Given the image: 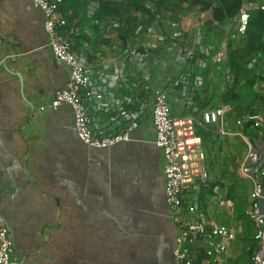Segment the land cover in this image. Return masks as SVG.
<instances>
[{
	"label": "crops",
	"instance_id": "crops-1",
	"mask_svg": "<svg viewBox=\"0 0 264 264\" xmlns=\"http://www.w3.org/2000/svg\"><path fill=\"white\" fill-rule=\"evenodd\" d=\"M108 1L120 9L129 5V0ZM101 2L75 0L72 7L81 17L86 10L88 21L76 18L62 30L81 55L93 90L102 94L85 98L91 127L100 135L117 134L138 122L129 141L109 148L84 144L70 106H51L70 69L48 44L42 11L30 0H0V211L13 240L12 259L20 264H173L176 227L165 203L164 157L154 143L157 86L168 90L174 115L202 119L207 110L231 106L217 122L201 127L210 179L186 186L183 203L189 218L224 223L236 235L241 222V245L250 246L255 229L246 209L253 200L252 177L264 169V161L250 155L264 149V50L247 65L245 94L237 106L225 97L234 83L227 57L245 42L242 34L231 37L235 18L215 21L216 33L207 28L212 9L201 14L154 6L151 18L144 8L130 16L90 20ZM262 4L244 0L242 12L253 14ZM205 36L224 40L209 53ZM246 114L252 119L238 124ZM258 117L263 120L256 127ZM259 177L264 184V174ZM239 181L248 190L247 221L238 215ZM213 182V194L203 200L202 188ZM236 240L238 235L217 264H251L250 253L239 251Z\"/></svg>",
	"mask_w": 264,
	"mask_h": 264
},
{
	"label": "built area",
	"instance_id": "built-area-1",
	"mask_svg": "<svg viewBox=\"0 0 264 264\" xmlns=\"http://www.w3.org/2000/svg\"><path fill=\"white\" fill-rule=\"evenodd\" d=\"M34 8L40 9L44 16V27L48 35V44L56 59L70 69V77L64 88L55 91L51 106L56 108L66 104L74 115V124L78 138L86 145L97 148H109L115 144L129 141L132 132L138 125L133 122L122 133L100 135L90 125V112L85 98H101L102 94L92 88L91 78L79 55L73 48L72 41L64 35L62 28L66 19L59 15L56 0H30ZM147 9H153L150 0L145 1ZM259 9L264 10V4ZM237 20V28L231 37L247 31L250 12L245 10ZM218 53L217 60H220ZM41 110L45 106L40 107ZM231 106L203 112L202 119L193 114L174 115L168 90L163 86L154 89V107L152 120L155 127L154 143L162 150L164 157L165 187L164 197L176 227L173 264H217L218 258L226 254L229 245L236 239V233L224 223L212 224L207 219L189 218L185 215L183 190L198 180L210 179L209 165L206 161L203 137L198 133L205 123L217 122ZM252 115H244L237 120L242 124L251 120ZM263 117L254 120V126L261 125ZM219 131L225 133L220 126ZM255 160L264 161V149L250 153ZM248 168H244L247 173ZM264 174L261 168L259 175ZM252 177L253 200L246 209V215L255 229L254 238L257 247L251 256V264H264V184L259 177ZM195 213L194 207H190ZM13 240L9 228L0 211V264H20L12 259Z\"/></svg>",
	"mask_w": 264,
	"mask_h": 264
},
{
	"label": "trees",
	"instance_id": "trees-1",
	"mask_svg": "<svg viewBox=\"0 0 264 264\" xmlns=\"http://www.w3.org/2000/svg\"><path fill=\"white\" fill-rule=\"evenodd\" d=\"M146 0H129V5L126 9H120L112 5L108 0H102L101 8L94 13L92 19L104 18L105 15L108 16H130L133 14V11L145 10L149 13V17L154 13V9H147L145 7ZM157 8L158 11L162 10H179L185 11L186 9L191 12L194 9H197L201 14L207 10L212 9V18L209 19V24L207 28L209 31L218 32L219 27L215 24V21L219 23H225L232 20L241 14L243 9L244 0H150ZM72 4H75V0H60L59 1V15L67 17V25L64 27L70 28V24L76 18H79L80 21H88L86 16V10L84 11V17H81V11L76 12V8L72 7ZM85 8V7H84ZM69 11H72L69 13ZM135 21V20H134ZM63 27V30H64ZM65 28V30H66ZM62 30V31H63ZM132 30V28H130ZM64 33V31H63ZM245 42L240 47H236L234 51L230 52L227 57V64L231 66L234 72V83L232 88L225 93L226 99L236 100L237 106L241 105L242 99L244 98L245 92V82L244 78L247 73V65L253 59V55H261V50H264V10L259 9L255 13H250L249 25L247 31L242 34ZM233 47V44L230 43V49ZM203 57H207L204 53H201ZM193 61L196 62V58H193ZM231 94L229 97L228 95ZM211 96H207L206 105H209ZM198 133L204 136L201 127H199ZM215 182L211 183L208 188L203 187L204 191L201 193L202 199L206 200L207 194H213L215 188ZM208 196V195H207ZM242 215L245 214L242 212ZM252 225V224H251ZM250 230V229H249ZM256 249V242L253 240V243L246 247L244 245L242 248L238 249L242 251L243 254H248L252 256Z\"/></svg>",
	"mask_w": 264,
	"mask_h": 264
},
{
	"label": "rangeland",
	"instance_id": "rangeland-1",
	"mask_svg": "<svg viewBox=\"0 0 264 264\" xmlns=\"http://www.w3.org/2000/svg\"><path fill=\"white\" fill-rule=\"evenodd\" d=\"M153 9H154V6H153ZM205 37H207V36H205ZM206 39H208V37ZM223 40H224V37L223 36H219V37H216V38H213V36L210 37L207 40L208 42H207L206 48L203 46L204 51H207L209 53L214 52L215 49H218L219 46L222 45ZM224 42H226V45L228 44L227 41H224ZM241 42H242V40H241ZM193 49H195V47H193ZM193 73H197V72H193ZM232 73H234L233 70H232ZM195 78L197 79L196 76H195ZM233 79H234V74H233ZM222 158H223L224 161H229L228 158H224V157H222ZM238 169H239V163L236 166V171H238ZM237 186H238L237 187V192H238L237 195L239 197L238 205L240 207L239 208V214L238 215H240L245 221H247L248 219L243 217L244 215H242V212H243V207H244L243 206L244 205V201H245V198L247 197L246 192L248 190H247V188L244 187V185L242 184V181L241 182L239 181V183H238ZM235 229H236V232H237V235H238V240H236L234 242V245L237 247V249H240L242 247L241 242H242V234H243V232H242L243 226L241 225V222H238L237 223V228H235ZM250 243H252L251 240H250Z\"/></svg>",
	"mask_w": 264,
	"mask_h": 264
}]
</instances>
